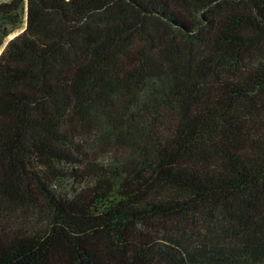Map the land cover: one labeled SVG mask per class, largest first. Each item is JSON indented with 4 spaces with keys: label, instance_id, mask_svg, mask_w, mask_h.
I'll return each instance as SVG.
<instances>
[{
    "label": "trees",
    "instance_id": "16d2710c",
    "mask_svg": "<svg viewBox=\"0 0 264 264\" xmlns=\"http://www.w3.org/2000/svg\"><path fill=\"white\" fill-rule=\"evenodd\" d=\"M0 264H264V0L0 2Z\"/></svg>",
    "mask_w": 264,
    "mask_h": 264
},
{
    "label": "rangeland",
    "instance_id": "374dc122",
    "mask_svg": "<svg viewBox=\"0 0 264 264\" xmlns=\"http://www.w3.org/2000/svg\"><path fill=\"white\" fill-rule=\"evenodd\" d=\"M2 1H7V0H0V2H2ZM12 36H13V35H12ZM12 36H10L9 39H10Z\"/></svg>",
    "mask_w": 264,
    "mask_h": 264
}]
</instances>
